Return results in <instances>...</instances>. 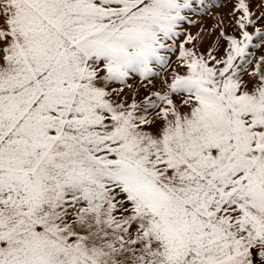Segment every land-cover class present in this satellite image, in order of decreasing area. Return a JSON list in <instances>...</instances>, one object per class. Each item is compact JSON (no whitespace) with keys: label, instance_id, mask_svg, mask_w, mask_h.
I'll list each match as a JSON object with an SVG mask.
<instances>
[{"label":"snow or ice","instance_id":"obj_1","mask_svg":"<svg viewBox=\"0 0 264 264\" xmlns=\"http://www.w3.org/2000/svg\"><path fill=\"white\" fill-rule=\"evenodd\" d=\"M0 264H264V0H0Z\"/></svg>","mask_w":264,"mask_h":264}]
</instances>
